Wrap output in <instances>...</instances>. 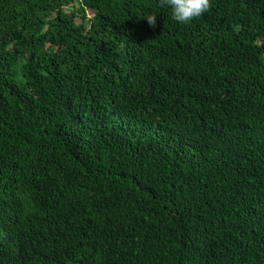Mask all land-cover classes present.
<instances>
[{"label":"trees","instance_id":"16d2710c","mask_svg":"<svg viewBox=\"0 0 264 264\" xmlns=\"http://www.w3.org/2000/svg\"><path fill=\"white\" fill-rule=\"evenodd\" d=\"M210 4L0 0V264H264V0Z\"/></svg>","mask_w":264,"mask_h":264},{"label":"clouds","instance_id":"9594fccd","mask_svg":"<svg viewBox=\"0 0 264 264\" xmlns=\"http://www.w3.org/2000/svg\"><path fill=\"white\" fill-rule=\"evenodd\" d=\"M160 8H168L174 20L188 24L192 20L201 17L210 7V0H158ZM146 18L149 26H156V15L148 14Z\"/></svg>","mask_w":264,"mask_h":264},{"label":"rangeland","instance_id":"374dc122","mask_svg":"<svg viewBox=\"0 0 264 264\" xmlns=\"http://www.w3.org/2000/svg\"><path fill=\"white\" fill-rule=\"evenodd\" d=\"M76 7H78V5H76Z\"/></svg>","mask_w":264,"mask_h":264}]
</instances>
